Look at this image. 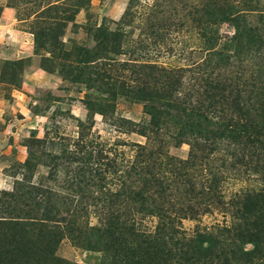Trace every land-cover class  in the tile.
<instances>
[{"label":"rangeland","instance_id":"rangeland-1","mask_svg":"<svg viewBox=\"0 0 264 264\" xmlns=\"http://www.w3.org/2000/svg\"><path fill=\"white\" fill-rule=\"evenodd\" d=\"M5 8L18 40L0 42V264H192L131 236L168 222L215 263L264 253L245 204L264 192V0Z\"/></svg>","mask_w":264,"mask_h":264},{"label":"trees","instance_id":"trees-1","mask_svg":"<svg viewBox=\"0 0 264 264\" xmlns=\"http://www.w3.org/2000/svg\"><path fill=\"white\" fill-rule=\"evenodd\" d=\"M255 36H253L254 38ZM260 38V36H258ZM245 204H249L253 210L249 213L248 219L254 225L255 231L261 233L260 228L264 225V192H252L250 194H246ZM108 234L112 238L120 239L126 235L128 227H123L119 225L109 226L107 228ZM162 230L165 233H158L157 237L153 238L150 235L138 232H131V236L134 238H145L148 240H156L161 245L167 246V244L173 243V245L180 246V251H188L191 255L192 264H227L229 262L230 257H239L244 260L245 264H264V253L257 255H215L219 260L215 263V261L211 260L209 257L211 255H207L205 252L210 251L209 248H205L203 245H197L198 241L189 238H181L180 241L171 242L170 234L172 232H178L183 234L180 229L173 227V224L168 222L163 224Z\"/></svg>","mask_w":264,"mask_h":264},{"label":"crops","instance_id":"crops-1","mask_svg":"<svg viewBox=\"0 0 264 264\" xmlns=\"http://www.w3.org/2000/svg\"><path fill=\"white\" fill-rule=\"evenodd\" d=\"M15 24L16 15L14 9L5 8L0 18V42L18 40V33Z\"/></svg>","mask_w":264,"mask_h":264}]
</instances>
